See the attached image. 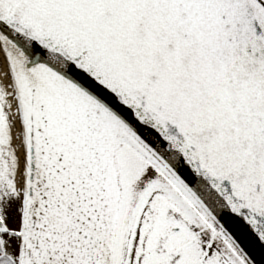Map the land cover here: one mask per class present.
I'll use <instances>...</instances> for the list:
<instances>
[{"label": "snow or ice", "instance_id": "1", "mask_svg": "<svg viewBox=\"0 0 264 264\" xmlns=\"http://www.w3.org/2000/svg\"><path fill=\"white\" fill-rule=\"evenodd\" d=\"M0 264H264V0H0Z\"/></svg>", "mask_w": 264, "mask_h": 264}]
</instances>
